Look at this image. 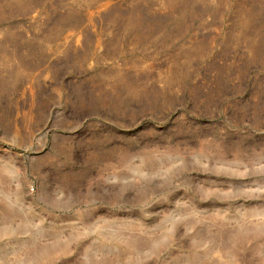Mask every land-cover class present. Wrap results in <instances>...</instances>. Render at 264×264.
Masks as SVG:
<instances>
[{
    "label": "rangeland",
    "instance_id": "obj_1",
    "mask_svg": "<svg viewBox=\"0 0 264 264\" xmlns=\"http://www.w3.org/2000/svg\"><path fill=\"white\" fill-rule=\"evenodd\" d=\"M0 264H264V0H0Z\"/></svg>",
    "mask_w": 264,
    "mask_h": 264
}]
</instances>
